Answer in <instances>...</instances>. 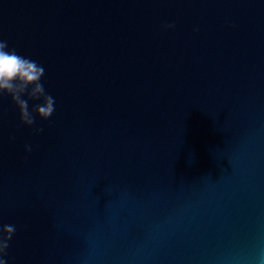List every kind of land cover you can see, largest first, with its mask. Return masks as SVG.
Returning a JSON list of instances; mask_svg holds the SVG:
<instances>
[{
    "label": "water",
    "instance_id": "95a60500",
    "mask_svg": "<svg viewBox=\"0 0 264 264\" xmlns=\"http://www.w3.org/2000/svg\"><path fill=\"white\" fill-rule=\"evenodd\" d=\"M0 39L56 101L0 98L9 264H264V0H0Z\"/></svg>",
    "mask_w": 264,
    "mask_h": 264
},
{
    "label": "clouds",
    "instance_id": "9594fccd",
    "mask_svg": "<svg viewBox=\"0 0 264 264\" xmlns=\"http://www.w3.org/2000/svg\"><path fill=\"white\" fill-rule=\"evenodd\" d=\"M231 26L236 27L234 23ZM173 28V23L162 25L165 31ZM194 30L199 31L198 28ZM44 76L43 65L19 54L15 48L9 47L6 40L0 39V98L10 97L12 104L18 109L20 124L31 128L33 134L37 135L44 131L42 127H34L37 117L46 121L56 111L55 97L46 91L42 83ZM29 101L38 103L33 104L30 109ZM3 116L4 112L0 110V119ZM15 139V135L9 136V141ZM32 150L31 144H25L26 153ZM16 231V225L0 223V264H9V249Z\"/></svg>",
    "mask_w": 264,
    "mask_h": 264
}]
</instances>
